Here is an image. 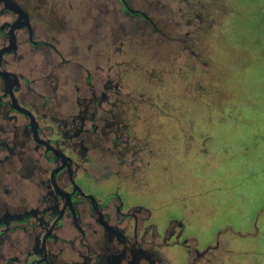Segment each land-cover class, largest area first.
I'll return each mask as SVG.
<instances>
[{"label": "flooded vegetation", "instance_id": "af4514ba", "mask_svg": "<svg viewBox=\"0 0 264 264\" xmlns=\"http://www.w3.org/2000/svg\"><path fill=\"white\" fill-rule=\"evenodd\" d=\"M206 4L0 0V264H264L261 200L237 194L251 217L219 212L231 195L205 211L207 192L187 203L173 186L175 160L192 152L208 182L233 150L171 128L174 61L206 65L199 35L235 17L215 27ZM252 36L219 50L263 53Z\"/></svg>", "mask_w": 264, "mask_h": 264}, {"label": "rangeland", "instance_id": "374dc122", "mask_svg": "<svg viewBox=\"0 0 264 264\" xmlns=\"http://www.w3.org/2000/svg\"><path fill=\"white\" fill-rule=\"evenodd\" d=\"M252 1L216 0L214 8L206 4L211 13L209 19L214 20L215 27H225L228 15L224 10L235 16L227 22V35L222 34L223 37L217 39V29L200 34L201 44L196 43L199 49L195 52L200 53L207 64L201 65L196 57L183 56L174 61L172 73L167 76L172 85L173 133L175 128L187 129L186 143L194 145L195 149L201 143V137L206 138V145L211 143L208 136L233 147L221 166L202 175L205 179L211 178L208 182L197 178L199 173L193 172L195 158H192V152L187 162L175 160L171 170L174 188H178L184 197L188 194L187 203L195 193L207 192L202 194L206 198L203 200L205 211L211 205L218 207L216 194H221L220 200L231 195L232 202H222L219 212L242 210L248 217L253 216L259 206L247 201L261 200L264 206V52L249 47L247 57L243 50L240 54L229 45L219 50L218 41L223 47L225 40L231 42L232 39L233 42L242 32L246 40L238 47L244 49L246 41L251 45L253 33L264 34V0L250 5ZM214 158L212 161L210 158V165L214 164ZM217 185L221 191L214 189ZM237 194L249 196L248 200H239Z\"/></svg>", "mask_w": 264, "mask_h": 264}]
</instances>
